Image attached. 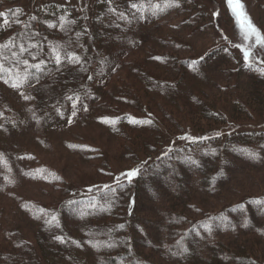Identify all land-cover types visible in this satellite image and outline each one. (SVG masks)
<instances>
[{
  "label": "rangeland",
  "instance_id": "1",
  "mask_svg": "<svg viewBox=\"0 0 264 264\" xmlns=\"http://www.w3.org/2000/svg\"><path fill=\"white\" fill-rule=\"evenodd\" d=\"M4 1L24 7L26 13L50 3L70 6L89 28L102 0ZM240 3L244 16L264 37V0ZM135 4L132 20L125 27L129 31L123 37L108 38L119 46L105 60L85 100L70 99L53 109L51 117L38 110L39 95L32 86L74 61L59 42L52 43L50 59L26 78L9 71L0 73L1 99L5 101L0 106V251L5 246H22L27 239L36 247L35 233L46 234L41 229L45 223L31 216L33 206L43 214V204L58 203L80 188L106 191L102 210L114 209L122 219L131 220L134 253L143 257L138 264L146 260L150 264H211L204 260L214 258L218 251L239 249L264 263V145L235 146L223 154H217L214 146L210 151H197V156L176 153L156 162L146 159L151 151H138L141 139L134 129L141 116L150 115L153 99L159 112L162 108L175 115L173 120L162 119L171 131L178 123H192L202 131L200 126L206 122L205 131L214 129L208 123L212 120L188 114L191 106L186 99L169 108L165 100L168 92L185 97L193 89L199 92L203 88L201 96L210 102L219 100L221 109L224 105L229 108L238 93L250 92L248 76L253 67L264 65V44H257L254 34L245 39L246 21L242 16L238 22L228 0H136ZM107 13L109 19L114 10ZM54 47L61 55L59 64ZM244 48L251 49L250 61L244 59ZM133 58L153 66L152 78L173 81L184 91L167 90L162 95L153 89L146 95L144 88L139 89L149 105L137 111L132 101L118 96L98 107L101 100H109L101 85H120L116 79L125 75L122 64H132ZM14 83L19 87H13ZM5 110L9 129L3 123ZM176 111L187 115L180 117ZM262 121L264 115L254 123L264 128ZM149 133L143 138L146 143ZM153 134L163 144L170 140L171 132L158 128ZM133 169L139 171L131 180L122 175ZM68 216L74 214L68 211ZM75 220L77 224L79 220ZM53 221L46 224L56 228ZM78 245L79 259L87 260L85 264L98 263L95 238L85 237ZM4 252H0L1 263Z\"/></svg>",
  "mask_w": 264,
  "mask_h": 264
},
{
  "label": "trees",
  "instance_id": "2",
  "mask_svg": "<svg viewBox=\"0 0 264 264\" xmlns=\"http://www.w3.org/2000/svg\"><path fill=\"white\" fill-rule=\"evenodd\" d=\"M135 3L136 0H102L96 6L91 25L88 26L89 28H85L81 24V18L77 12L70 6L50 3L49 6H35L33 11L26 13L24 7L2 0L0 13L4 15L1 16L2 21L0 22V45H9L7 48L0 49V57L5 58L2 61L4 68L10 70L9 73L17 77H25L26 74L30 75L37 72L39 68L30 65L48 61L53 42H59L65 51L79 57V62L73 61L55 71L54 74L43 77L32 86L39 95L37 96L39 112L44 116L51 117L53 109L59 108L60 104L70 100L69 97L78 98L80 101L87 98L95 86L96 78L101 75V68L105 60L119 46H114L112 41H108V38L117 39L129 31V28L126 29L125 27L132 20L134 13L132 5ZM108 10H114L109 19L106 16ZM61 17L64 18L65 24L59 28L58 24L62 21ZM68 21H72V23H68ZM21 44L27 51L20 52ZM29 45H36V47H29ZM12 53L17 55L13 56ZM133 60L137 66L127 61L122 64L125 75H120L116 79L120 85H101L102 94L107 95L109 100L107 102L101 100L98 107L110 104L111 98L118 96L126 101H132L134 110L137 111L144 104H148L144 100L145 96H140L139 89L144 88L146 95L148 91L153 89H157L162 95L167 90H172L175 93L179 90L184 91L182 88H177L173 81L152 78L150 74L154 72V68L146 60L138 58H133ZM24 61H28V65H25ZM137 67L143 71L134 70ZM134 73H137L135 77L142 85H137ZM2 75L3 73H1ZM248 79H250L252 86L249 88L250 92L245 94V90L243 95L238 93L230 101L229 108H225L224 105L221 109L219 100H211L210 102L206 97L201 96L203 88H199V92L193 89L185 97H179L168 92L165 100L170 105L169 108L179 106L181 99H186V104L191 106V110L187 111L188 114L199 115L207 121L212 120L208 123L212 124L214 129L207 131H205L206 122L200 126L203 127L202 131L192 123H178L174 125L175 129L171 131L168 124H165L162 119L173 120L176 118L172 110L161 108V112H159L157 103L155 104L154 99V101L151 100L150 103L153 105L148 104L150 115L141 116L139 125L134 127L137 138L139 135L141 139L139 140L138 151L146 148V153L151 151V156L148 155L149 157L146 159H155L156 162H160L176 153H192L197 156V151L200 153L204 150L210 151L214 146L217 148L215 151L217 154H223L227 149L235 146L256 148L264 145V128L260 127L257 122L254 123L259 116L264 115V65L253 67ZM235 87L238 89L239 86L236 85ZM4 103L0 93V106ZM6 112L7 110H5L3 123L4 127L9 129L11 126L5 122ZM176 112L180 114V117L187 115L186 111ZM135 116H137L136 113ZM193 117L191 121L195 122ZM158 128L163 131L166 130V133L171 132L170 140L167 143L161 144L157 136L153 134V132L158 131ZM129 131H133V129ZM149 131H151L149 133L150 140L146 143L143 138L145 133ZM105 194L106 191L104 190L88 192L76 188L66 197L60 199L58 203L43 204V214L39 213L37 205L33 206L31 216L40 223H45L41 229L46 235L43 237L40 230L39 233H35V238L38 240L36 247H33L28 239L22 246L16 244L10 249L5 246L0 251H5L3 263H0L85 264L88 261L83 260V258L79 259L77 251L81 248L78 244L83 242L85 237L97 240V264L140 263L143 257L142 254L134 253L131 220L122 219V216L116 214L114 209L111 211L108 208V210L103 211L101 205L104 200H107ZM77 209L80 210L76 211ZM68 211H71L74 217L68 216ZM53 217H55V221L52 223L56 228L46 224ZM128 218L132 219V217ZM75 219L81 221L82 224L79 221L76 224L77 220ZM68 258L70 259L69 263H67ZM204 262L211 264H264L248 252L240 249L237 252L231 251V253L218 251L214 258H208ZM191 263L197 264L198 261ZM143 264L150 263L146 260Z\"/></svg>",
  "mask_w": 264,
  "mask_h": 264
},
{
  "label": "snow or ice",
  "instance_id": "3",
  "mask_svg": "<svg viewBox=\"0 0 264 264\" xmlns=\"http://www.w3.org/2000/svg\"><path fill=\"white\" fill-rule=\"evenodd\" d=\"M228 5L232 9V11L237 15L238 22L240 21L242 16L244 17V19L246 21V28L244 29L245 30V39H248L251 35L254 34V35H256V43L257 44H264V37H262L259 34L258 30L251 23V21L249 19H247L246 16H244V13L242 11L243 5H242V3H240V0H236L235 4H233V0H228ZM132 7L135 8V7H137V5L133 4ZM2 15H4V14L0 13V16H2ZM61 20L64 21V18L61 17ZM5 23H7V21H5ZM68 23H72V21H68ZM241 26H242V28H244L243 24ZM61 27H63V23L61 24ZM8 46H9L8 44L0 45V49L7 48ZM237 46L238 47H242L240 45H237ZM29 47H36V45H29ZM25 51H27V49L21 44L20 45V52L23 53ZM52 51L55 54L56 63L59 64L60 61H61V55H60V52H59L58 48L54 47L52 49ZM243 51H244V59H245V61H250L251 49L250 48H244ZM12 55L16 56L17 54L16 53H12ZM3 59H5V58L0 57V73H4L6 71H10V70L4 68V65H3V62H2ZM68 59L74 60L75 62H79V57H76L74 55L68 57ZM23 63L25 65H28V61H24ZM41 63H43V61H41L40 63L34 64V65H30V66L31 67H35V68L38 69V68H40ZM26 76H27V74H26ZM26 76H25V78H26ZM13 87H19V85L14 83ZM24 98L25 99H30V97H28V96H25ZM69 99H72V97H69ZM77 100H78V98H77ZM73 107H75V103L73 104ZM73 115H75V112H73ZM138 171H139L138 169H133V170L127 172V173H123L122 175L126 176V178L131 180L132 177H134V176H136L138 174ZM53 220H55V217H53ZM58 239H59V237H58Z\"/></svg>",
  "mask_w": 264,
  "mask_h": 264
}]
</instances>
